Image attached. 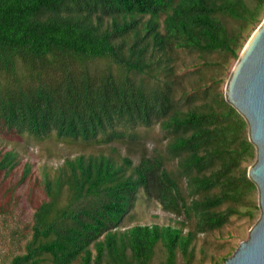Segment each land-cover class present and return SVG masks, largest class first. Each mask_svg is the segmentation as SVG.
I'll return each instance as SVG.
<instances>
[{"label": "trees", "instance_id": "trees-1", "mask_svg": "<svg viewBox=\"0 0 264 264\" xmlns=\"http://www.w3.org/2000/svg\"><path fill=\"white\" fill-rule=\"evenodd\" d=\"M263 18L264 0H0L2 135L127 145L45 166L8 264H151L158 249V264H222L235 248L201 238L260 209L256 148L224 87ZM22 159L0 146V216L29 187L28 161L8 178ZM139 191L173 223L125 227Z\"/></svg>", "mask_w": 264, "mask_h": 264}, {"label": "rangeland", "instance_id": "rangeland-1", "mask_svg": "<svg viewBox=\"0 0 264 264\" xmlns=\"http://www.w3.org/2000/svg\"><path fill=\"white\" fill-rule=\"evenodd\" d=\"M246 43V42H245ZM245 45V44H244ZM216 56H212L215 58ZM179 60H184L187 63L191 58L186 53H181ZM234 60L229 63V69L233 67ZM229 71V74L231 72ZM229 76V75H228ZM140 139L137 144L130 145L134 150L132 159L136 163L141 150L150 151L153 145L161 138V132L157 126L153 127H138ZM0 146L4 149L7 147L15 148L23 155L22 161L18 169L8 178L14 180L21 172L24 161L32 164V176L29 182V187L24 186L23 190H18L19 199L12 202L11 212L0 216V264H8L9 257L15 253L23 243V240L18 241V233L23 230L27 221L30 218V203L29 198L34 197L38 201L41 195L39 190L41 186H36L38 178H41L42 171L45 166L54 168L59 165L66 157L73 156L78 153H111L119 152L121 155L127 153V145L123 143H111L109 145H96L95 143H84L82 141H62L55 136H47L43 139H37L28 134H4L0 132ZM115 149V150H114ZM1 179V177H0ZM6 180V179H4ZM1 185V184H0ZM30 190L31 195L28 193ZM258 199V193H257ZM259 212L256 215L258 219ZM173 214L165 211L161 204L154 198H147L143 192L139 191L133 208L125 216L123 225L125 227L133 224H172ZM256 221V219H255ZM254 221V223H255ZM247 217L237 218L232 217L230 223L226 225L220 232H212L205 234L201 238L203 241L210 242L209 250H215L216 253H225L231 248H236L237 245L244 240L249 232V229L254 224ZM217 248V250L215 249ZM151 264H158L162 259V253L158 249ZM178 259H181L180 257ZM204 264H211L206 260Z\"/></svg>", "mask_w": 264, "mask_h": 264}, {"label": "water", "instance_id": "water-1", "mask_svg": "<svg viewBox=\"0 0 264 264\" xmlns=\"http://www.w3.org/2000/svg\"><path fill=\"white\" fill-rule=\"evenodd\" d=\"M224 93L246 119L249 139L256 148L248 176L257 186L260 215L222 264H264V18L243 46Z\"/></svg>", "mask_w": 264, "mask_h": 264}]
</instances>
